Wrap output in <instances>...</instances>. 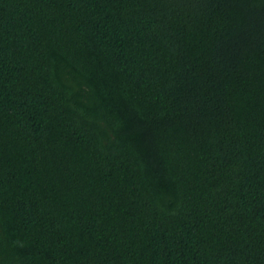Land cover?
<instances>
[{
  "label": "trees",
  "instance_id": "obj_1",
  "mask_svg": "<svg viewBox=\"0 0 264 264\" xmlns=\"http://www.w3.org/2000/svg\"><path fill=\"white\" fill-rule=\"evenodd\" d=\"M0 264H264V0H0Z\"/></svg>",
  "mask_w": 264,
  "mask_h": 264
}]
</instances>
